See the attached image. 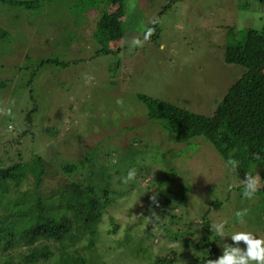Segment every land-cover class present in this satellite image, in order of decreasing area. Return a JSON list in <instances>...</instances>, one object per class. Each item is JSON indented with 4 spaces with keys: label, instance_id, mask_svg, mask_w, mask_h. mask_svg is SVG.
Segmentation results:
<instances>
[{
    "label": "rangeland",
    "instance_id": "1",
    "mask_svg": "<svg viewBox=\"0 0 264 264\" xmlns=\"http://www.w3.org/2000/svg\"><path fill=\"white\" fill-rule=\"evenodd\" d=\"M250 3L126 0L107 6L105 0H43L34 9H24L0 2V112L11 109L10 116L0 114V168L37 155L44 165L41 188L48 189L47 201L56 203L53 196L65 190L80 201L89 193L85 187L101 200L107 184L108 198L115 200L101 209L98 236L90 249L85 250L86 238L71 251L92 258V264H156L174 252L176 264H185L191 251L183 242L204 236V213L210 229L227 221L226 236L251 231L264 239V193L258 192L264 187L262 168L254 170L259 181L255 197L244 198L246 178L233 173L209 142L175 143L160 122L147 120L136 98L143 94L211 117L243 70L225 63L226 47L238 41L241 29L264 19V6L255 9ZM102 12L122 23L107 54H98L100 46L93 40ZM153 21L160 31L151 40L147 29ZM47 59L59 63L41 64ZM256 71L264 74V65ZM32 109L30 124L27 114ZM67 165L76 171L63 172ZM104 168L106 177L101 176ZM133 168L136 177L125 183ZM166 172L175 174L173 193L187 184L189 200H201L205 209L164 207V200L171 198L157 184ZM26 183L21 190L32 188ZM153 194L157 203L151 200ZM152 208L161 214L162 224L150 220ZM245 209L246 223L240 225L235 213ZM161 210L180 219L171 220V213ZM172 228L184 232L179 241H168L163 230ZM223 244L233 242L230 237L221 240L216 259ZM240 246L245 247L243 242ZM26 250L0 251V264L9 256L16 262V255Z\"/></svg>",
    "mask_w": 264,
    "mask_h": 264
},
{
    "label": "trees",
    "instance_id": "2",
    "mask_svg": "<svg viewBox=\"0 0 264 264\" xmlns=\"http://www.w3.org/2000/svg\"><path fill=\"white\" fill-rule=\"evenodd\" d=\"M40 1L43 0H0L3 4L8 3L24 9H34ZM105 1L108 6L112 3L123 5L126 0ZM250 1L251 8L256 9L258 4L264 6V0ZM239 9L245 10L244 7ZM121 25L114 15L100 13L93 33V40L100 46L98 54L109 53L106 47L117 31L122 29ZM232 30H229L228 35L233 37ZM147 31L152 33L150 39H155L160 31L158 22L153 21L148 25ZM239 33L238 41L233 40L234 43L226 47L224 61L242 67V74L228 88L211 117L187 111L143 94L136 95V98L146 109L147 120L160 122L175 143L203 138V141L211 144L225 164L228 159L236 157L239 166L235 173L239 176L244 178L246 174L253 176L255 169L262 168L261 174L264 177V74L256 71V67L264 65V19L257 20L256 25L241 29ZM49 63L56 65L59 62L49 59L41 61V64ZM35 110L32 109L27 114V121L30 124ZM48 133L50 136L56 135L52 130H48ZM8 149L6 148L5 152ZM91 158L93 159L90 157L83 164L87 166L92 161ZM75 169L76 166L67 165L63 172L71 174L76 171ZM169 173L161 176L157 184V187L163 190L162 193H167L171 198L165 199L163 206L175 204L178 211L184 210L185 206L199 211L205 209L201 200H189V193L192 190L187 184L181 183L179 190L173 193L171 188L175 174ZM102 174L104 177L108 175L106 168L103 169L101 176ZM43 176L44 165L37 155L29 161L19 159L12 165L0 168V251L15 252L27 249L24 254L16 255V262L9 256L3 264H92V258L85 259L71 250L86 238L89 242L85 250L93 245L98 236V225L103 212L101 209L115 201L108 198L110 185L107 184L109 190L103 193L101 200H96L95 198L100 197H96L94 191L85 187L89 192L88 196L85 195L80 201L65 190L63 193H56L53 197L57 198V202L52 203L46 200L48 189L41 188ZM26 182H31L32 188L21 190ZM258 192L264 193V187ZM160 212L163 215L171 213V220L180 219L173 211ZM157 215L160 225L161 214ZM200 217L202 218L200 232L202 231L204 236L200 235L197 241L190 244L183 242V245H189L191 251L185 264H207L208 260H215L220 254L218 247L221 238L210 229L206 213ZM163 231L169 242L179 241L184 233L174 231V228ZM189 233L185 231V234ZM47 243L57 245L55 251L51 246L49 247L52 250L46 246ZM175 261L176 255L171 252L169 259H157L156 264H176Z\"/></svg>",
    "mask_w": 264,
    "mask_h": 264
},
{
    "label": "clouds",
    "instance_id": "3",
    "mask_svg": "<svg viewBox=\"0 0 264 264\" xmlns=\"http://www.w3.org/2000/svg\"><path fill=\"white\" fill-rule=\"evenodd\" d=\"M0 114L11 115V109H7ZM227 166L234 171L239 166V162L235 159H228L226 161ZM136 177V169H130L127 172V178L125 183L133 180ZM244 185V191L242 193L244 198L253 199L259 187L258 177L246 174L245 181H242ZM153 203H157L156 195L151 197ZM247 210H240L235 213L237 221L240 225L246 223L244 217L247 216ZM159 216L154 212L150 218L151 221H156ZM149 220V221H150ZM227 221L221 220L214 224L213 231L216 236L223 240L225 237H230L233 242L232 245L223 244L222 255L215 260H208L207 264H264V239L259 238L251 231H235L230 236H226L225 227ZM240 242H243L245 247L240 246Z\"/></svg>",
    "mask_w": 264,
    "mask_h": 264
}]
</instances>
